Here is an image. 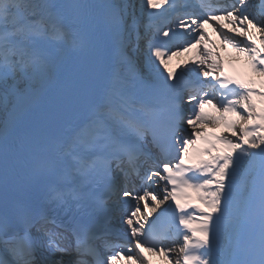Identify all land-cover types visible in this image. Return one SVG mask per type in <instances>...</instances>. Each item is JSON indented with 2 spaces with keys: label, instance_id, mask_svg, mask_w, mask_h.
<instances>
[{
  "label": "snow or ice",
  "instance_id": "1",
  "mask_svg": "<svg viewBox=\"0 0 264 264\" xmlns=\"http://www.w3.org/2000/svg\"><path fill=\"white\" fill-rule=\"evenodd\" d=\"M92 7L86 0H0V264H37L38 248L53 257L74 251L73 264H150L145 250L170 264L171 253L175 264H264V39L256 43L264 13L253 15L248 0H201L204 17L180 15L178 0H140L138 7L108 0L109 57L101 68L80 36ZM212 20L258 82L229 75L203 31L177 46V29ZM205 40L212 48L198 49L191 67L178 73L170 66ZM65 46L81 53L71 68L59 55ZM49 93L73 102L55 115L42 112L18 134ZM220 125L237 139L206 130ZM136 181L148 185L142 194L128 187ZM161 181L158 195L152 187ZM112 197L135 201L113 209L129 236L104 215Z\"/></svg>",
  "mask_w": 264,
  "mask_h": 264
},
{
  "label": "bare ground",
  "instance_id": "2",
  "mask_svg": "<svg viewBox=\"0 0 264 264\" xmlns=\"http://www.w3.org/2000/svg\"><path fill=\"white\" fill-rule=\"evenodd\" d=\"M88 3H90V5H93V7H92V9H103V5L106 3V2H108V0H86ZM226 23H227V21H226ZM226 23H223V24H226ZM217 28H219V26H217V25H212L210 28H209V36L208 37H210L211 35H213L214 36V38H217V35H219V33H218V31L216 30ZM227 29V28H226ZM203 30V29H202ZM223 30V29H222ZM80 36H81V38H83V39H85L88 43H89V45H90V50L92 51H94L95 50V44H96V42H95V40H94V37H93V34L91 33V32H89L88 30H87V28L86 27H84L83 25L81 26V29H80ZM256 38H257V36H256ZM258 38L261 40V39H264V32H262V33H259V36H258ZM222 42V41H221ZM219 44H221L220 42H219ZM233 50H236V49H227V50H225V51H223L224 53H225V55L227 56V57H229V60H235L234 62H233V66H234V71H239L240 70V68H242L243 66H249L250 67V65H249V63H246V64H243L242 62H239V61H246L247 59L242 55V54H240L239 52H232ZM189 51H193V50H189ZM80 56H81V53H79V52H76V51H73L71 48H68V49H66V55H65V57H64V59H63V63H64V65L65 66H67V67H69V68H71L74 64H76V63H78L79 62V59H80ZM199 58H200V56L198 55V56H196V57H194L193 58V61H198L199 60ZM240 67V68H239ZM252 76V73H250V72H247V73H245L244 74V77H247V78H249V77H251ZM260 80V79H259ZM258 80V81H259ZM209 110H211V109H209ZM230 119H233V117L232 118H230ZM208 132H212L213 130H216L217 132H219L220 131V126H217V127H215V128H212V127H208L207 129H206ZM201 147H203V145H200ZM147 186H145V188H146ZM159 195V194H158ZM141 205H142V202H141ZM151 206V205H150ZM245 257L246 256H243V255H240V256H237L236 258L237 259H245ZM229 258H231V257H229ZM169 262V261H168Z\"/></svg>",
  "mask_w": 264,
  "mask_h": 264
},
{
  "label": "rangeland",
  "instance_id": "3",
  "mask_svg": "<svg viewBox=\"0 0 264 264\" xmlns=\"http://www.w3.org/2000/svg\"><path fill=\"white\" fill-rule=\"evenodd\" d=\"M130 2H131V3H135V4H136V3L139 4V3H140V0H130Z\"/></svg>",
  "mask_w": 264,
  "mask_h": 264
}]
</instances>
